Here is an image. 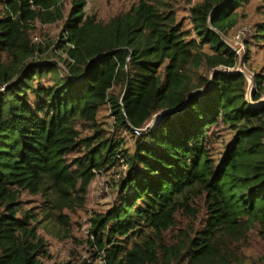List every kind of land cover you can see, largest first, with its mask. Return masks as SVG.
Masks as SVG:
<instances>
[{"label": "trees", "instance_id": "16d2710c", "mask_svg": "<svg viewBox=\"0 0 264 264\" xmlns=\"http://www.w3.org/2000/svg\"><path fill=\"white\" fill-rule=\"evenodd\" d=\"M64 1L0 0V264H56L40 229L56 219L72 237L100 173H119L91 218L102 264H264V105L224 40L255 0H185L186 15L136 0L109 20ZM58 21L56 52L33 32ZM250 28L246 65L264 17Z\"/></svg>", "mask_w": 264, "mask_h": 264}, {"label": "rangeland", "instance_id": "374dc122", "mask_svg": "<svg viewBox=\"0 0 264 264\" xmlns=\"http://www.w3.org/2000/svg\"><path fill=\"white\" fill-rule=\"evenodd\" d=\"M73 0L64 1V13L67 16L71 7ZM136 0H87L85 9L87 13H96L100 18L104 20H109L114 15L125 11L134 4ZM176 4L180 8L182 15H186L188 7L185 0H176ZM259 1L255 0L249 6L245 7L243 15L240 19L239 25L236 27L237 30L233 33L235 34L239 31L243 32L244 39L249 38L247 29H251L252 25L264 17L262 11L258 10ZM63 26V21H58L52 24H44L38 22L35 25V31L33 32V39L42 40L43 43H51L50 49L57 50V42L59 40L60 32ZM233 36V37H234ZM246 52V46L244 49V55ZM59 55V53H58ZM65 56V54H63ZM244 57V56H243ZM58 59V57L56 58ZM245 71L254 76L253 70L259 71L264 69V48L252 47L251 60L249 64H243ZM134 139L128 135L129 149H134ZM119 173L115 174H98L92 181L89 192L88 200L84 207L77 208L73 212H69L70 221L73 229V236L66 239H60L58 235L62 231V226L54 219L53 222H47V224L42 225L40 231L44 234L45 238L48 240V248L51 253L50 263L56 264H82L83 261L88 262V264H102L101 259H97L93 256V251L95 249L88 243V237L90 233L91 218L94 216L96 211H103L106 209L111 201L115 197V192L112 189V179H118ZM23 200L25 205L30 207H35L41 204L42 198L40 196L31 195L29 193H24ZM190 221V220H184ZM133 243L132 239H129L127 245Z\"/></svg>", "mask_w": 264, "mask_h": 264}, {"label": "water", "instance_id": "95a60500", "mask_svg": "<svg viewBox=\"0 0 264 264\" xmlns=\"http://www.w3.org/2000/svg\"><path fill=\"white\" fill-rule=\"evenodd\" d=\"M242 59H243V56L240 54L239 55V63H238L237 68L235 69V72H242L247 78L248 85H247V91H246V100L249 102L250 105L255 106V107L264 105V96L257 101L253 100V92L255 89L254 76L245 71V69L243 68ZM167 111L168 110L163 109V110L159 111L158 113H156L151 118V120L148 123V125L146 126V128L153 127L159 121V119L162 117V115L165 114Z\"/></svg>", "mask_w": 264, "mask_h": 264}, {"label": "built area", "instance_id": "2783aa9c", "mask_svg": "<svg viewBox=\"0 0 264 264\" xmlns=\"http://www.w3.org/2000/svg\"><path fill=\"white\" fill-rule=\"evenodd\" d=\"M248 37H250L251 29H247ZM242 31H239L235 34L232 39H224L225 42L232 47L236 54L239 56L240 54L244 56V49H245V40Z\"/></svg>", "mask_w": 264, "mask_h": 264}]
</instances>
